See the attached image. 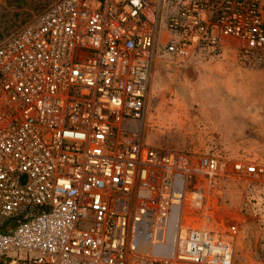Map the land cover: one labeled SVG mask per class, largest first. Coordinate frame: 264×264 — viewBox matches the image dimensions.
Listing matches in <instances>:
<instances>
[{"label":"built area","instance_id":"1","mask_svg":"<svg viewBox=\"0 0 264 264\" xmlns=\"http://www.w3.org/2000/svg\"><path fill=\"white\" fill-rule=\"evenodd\" d=\"M195 52L264 67V0H55L0 42V264H236L221 180L264 163L137 125L153 62Z\"/></svg>","mask_w":264,"mask_h":264},{"label":"rangeland","instance_id":"2","mask_svg":"<svg viewBox=\"0 0 264 264\" xmlns=\"http://www.w3.org/2000/svg\"><path fill=\"white\" fill-rule=\"evenodd\" d=\"M54 1L0 0V42ZM160 24L158 19V35ZM137 125L150 145L192 158L217 155L231 174L234 160L256 158L264 163V67L230 55L195 52L183 65L159 55L151 67L144 115ZM221 185L235 229L234 261L255 264L264 255V180L232 174Z\"/></svg>","mask_w":264,"mask_h":264},{"label":"trees","instance_id":"3","mask_svg":"<svg viewBox=\"0 0 264 264\" xmlns=\"http://www.w3.org/2000/svg\"><path fill=\"white\" fill-rule=\"evenodd\" d=\"M5 38H6V37H5ZM3 39H4V37H3ZM3 39H2V40H3Z\"/></svg>","mask_w":264,"mask_h":264}]
</instances>
